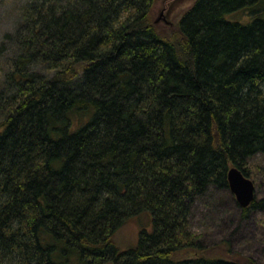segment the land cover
<instances>
[{
    "label": "trees",
    "instance_id": "16d2710c",
    "mask_svg": "<svg viewBox=\"0 0 264 264\" xmlns=\"http://www.w3.org/2000/svg\"><path fill=\"white\" fill-rule=\"evenodd\" d=\"M156 1L24 14L0 93V264H255L190 219L264 156V0H195L168 33ZM143 214L152 229L120 250Z\"/></svg>",
    "mask_w": 264,
    "mask_h": 264
},
{
    "label": "rangeland",
    "instance_id": "374dc122",
    "mask_svg": "<svg viewBox=\"0 0 264 264\" xmlns=\"http://www.w3.org/2000/svg\"><path fill=\"white\" fill-rule=\"evenodd\" d=\"M44 0H0V93L17 50L15 37L23 23L24 14ZM195 0H157L152 20L166 33L176 25L181 15ZM11 36V38H9ZM9 38V39H8ZM2 116L0 114V120ZM249 179L255 185V199L264 200V156L250 162ZM190 232L207 248L226 245L236 259L252 258L255 264H264V209L250 210L243 216L230 190L211 191L198 201L191 214ZM140 229H152L147 214L131 219L114 236L120 250L136 245ZM222 250L224 247H221Z\"/></svg>",
    "mask_w": 264,
    "mask_h": 264
},
{
    "label": "water",
    "instance_id": "95a60500",
    "mask_svg": "<svg viewBox=\"0 0 264 264\" xmlns=\"http://www.w3.org/2000/svg\"><path fill=\"white\" fill-rule=\"evenodd\" d=\"M228 188L242 209L248 208L255 198V185L238 168L231 167L227 173Z\"/></svg>",
    "mask_w": 264,
    "mask_h": 264
}]
</instances>
